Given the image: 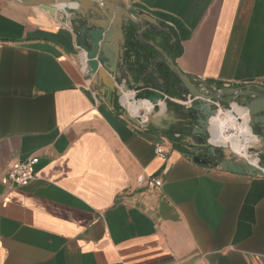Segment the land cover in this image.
Listing matches in <instances>:
<instances>
[{"label": "crops", "instance_id": "obj_1", "mask_svg": "<svg viewBox=\"0 0 264 264\" xmlns=\"http://www.w3.org/2000/svg\"><path fill=\"white\" fill-rule=\"evenodd\" d=\"M123 1L171 29L163 45L182 72L264 85V0ZM55 8L0 0V264H264V176L194 163L178 95L132 114L140 125L127 120L133 92H103ZM217 148L242 161L264 139L248 158L229 141ZM32 155L29 183L6 182Z\"/></svg>", "mask_w": 264, "mask_h": 264}, {"label": "water", "instance_id": "obj_2", "mask_svg": "<svg viewBox=\"0 0 264 264\" xmlns=\"http://www.w3.org/2000/svg\"><path fill=\"white\" fill-rule=\"evenodd\" d=\"M10 1L52 13L56 12V4H62L61 9L75 26L76 45L83 53L87 73L94 76L105 94L120 100L125 93L133 92L130 101L143 99L151 106L168 100L171 94L191 100L187 106L191 125L184 135V148L194 163L264 176V151L258 156L260 164L256 166L245 158L242 161L225 158L211 142L212 118L225 106V110L232 112L233 104L247 110L251 133L264 139L263 84L212 87L182 72L163 45L165 37L170 38L169 45L176 41L171 29L146 13L132 10L123 0ZM132 51L136 52L135 56L131 55ZM120 110L127 120L142 124L141 117L132 115L124 105Z\"/></svg>", "mask_w": 264, "mask_h": 264}, {"label": "bare ground", "instance_id": "obj_3", "mask_svg": "<svg viewBox=\"0 0 264 264\" xmlns=\"http://www.w3.org/2000/svg\"><path fill=\"white\" fill-rule=\"evenodd\" d=\"M61 5L62 4H58L59 7H61ZM127 98H123L122 104L131 114H136L140 111L144 113L150 110L148 102L140 100L139 102L130 101ZM233 109L235 113L229 110H219L212 118L211 123L214 130L211 142L216 145H224L229 141L232 150L236 154L248 158L250 142L255 139V136L251 133L247 124L248 112L245 108L237 104H233ZM251 162L254 163L255 161L251 160Z\"/></svg>", "mask_w": 264, "mask_h": 264}, {"label": "built area", "instance_id": "obj_4", "mask_svg": "<svg viewBox=\"0 0 264 264\" xmlns=\"http://www.w3.org/2000/svg\"><path fill=\"white\" fill-rule=\"evenodd\" d=\"M86 67V66H85ZM230 85V84H227ZM186 106L191 103V100H183ZM150 105V104H149ZM153 108L154 106H151ZM142 120V118H141ZM248 122V121H247ZM143 123V120H142ZM154 153L160 157H165L166 152L162 148L161 145H156L154 147ZM254 158L246 159L248 162L252 163L251 160H254V165L258 166L260 164L259 153L255 152ZM38 157L36 155H32L25 159L24 161L14 163L5 173V181L9 184L16 185V186H25L29 183V181L34 177V165L37 163ZM148 184H152L154 186H160L161 180L156 177H151L148 180Z\"/></svg>", "mask_w": 264, "mask_h": 264}, {"label": "rangeland", "instance_id": "obj_5", "mask_svg": "<svg viewBox=\"0 0 264 264\" xmlns=\"http://www.w3.org/2000/svg\"><path fill=\"white\" fill-rule=\"evenodd\" d=\"M220 150H224L226 153L229 154V148L228 147H226V148L225 147H221Z\"/></svg>", "mask_w": 264, "mask_h": 264}, {"label": "flooded vegetation", "instance_id": "obj_6", "mask_svg": "<svg viewBox=\"0 0 264 264\" xmlns=\"http://www.w3.org/2000/svg\"><path fill=\"white\" fill-rule=\"evenodd\" d=\"M238 103H239V104H241L242 102H241V101H239ZM218 150H219V149H218Z\"/></svg>", "mask_w": 264, "mask_h": 264}]
</instances>
